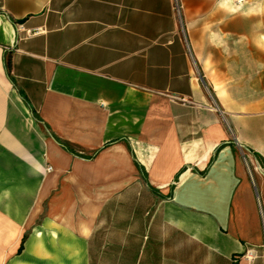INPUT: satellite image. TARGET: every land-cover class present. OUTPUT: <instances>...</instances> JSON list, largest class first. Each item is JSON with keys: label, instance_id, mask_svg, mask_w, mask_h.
Here are the masks:
<instances>
[{"label": "crops", "instance_id": "crops-1", "mask_svg": "<svg viewBox=\"0 0 264 264\" xmlns=\"http://www.w3.org/2000/svg\"><path fill=\"white\" fill-rule=\"evenodd\" d=\"M0 264H264V0H0Z\"/></svg>", "mask_w": 264, "mask_h": 264}, {"label": "built area", "instance_id": "built-area-1", "mask_svg": "<svg viewBox=\"0 0 264 264\" xmlns=\"http://www.w3.org/2000/svg\"><path fill=\"white\" fill-rule=\"evenodd\" d=\"M177 8H179V0H174ZM247 260H253L255 258L258 257L257 253L255 250H248L246 253H245V256H244Z\"/></svg>", "mask_w": 264, "mask_h": 264}, {"label": "trees", "instance_id": "trees-1", "mask_svg": "<svg viewBox=\"0 0 264 264\" xmlns=\"http://www.w3.org/2000/svg\"><path fill=\"white\" fill-rule=\"evenodd\" d=\"M211 162H212V160H211ZM202 174H204V173H202Z\"/></svg>", "mask_w": 264, "mask_h": 264}]
</instances>
